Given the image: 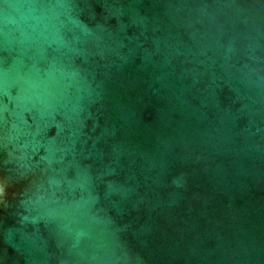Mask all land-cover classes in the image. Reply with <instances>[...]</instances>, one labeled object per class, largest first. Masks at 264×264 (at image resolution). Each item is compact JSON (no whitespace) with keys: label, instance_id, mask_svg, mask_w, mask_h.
Here are the masks:
<instances>
[{"label":"water","instance_id":"water-1","mask_svg":"<svg viewBox=\"0 0 264 264\" xmlns=\"http://www.w3.org/2000/svg\"><path fill=\"white\" fill-rule=\"evenodd\" d=\"M0 264H264V0H0Z\"/></svg>","mask_w":264,"mask_h":264}]
</instances>
